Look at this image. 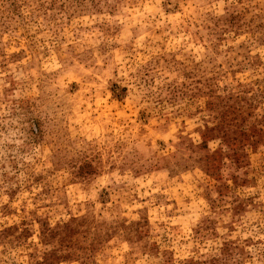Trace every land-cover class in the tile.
<instances>
[{
	"label": "rangeland",
	"instance_id": "374dc122",
	"mask_svg": "<svg viewBox=\"0 0 264 264\" xmlns=\"http://www.w3.org/2000/svg\"><path fill=\"white\" fill-rule=\"evenodd\" d=\"M0 264H264V0H0Z\"/></svg>",
	"mask_w": 264,
	"mask_h": 264
}]
</instances>
